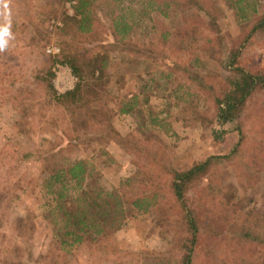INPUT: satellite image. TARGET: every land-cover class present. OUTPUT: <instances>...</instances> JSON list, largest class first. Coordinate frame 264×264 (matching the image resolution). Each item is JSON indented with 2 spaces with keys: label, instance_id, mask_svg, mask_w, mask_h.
<instances>
[{
  "label": "trees",
  "instance_id": "trees-1",
  "mask_svg": "<svg viewBox=\"0 0 264 264\" xmlns=\"http://www.w3.org/2000/svg\"><path fill=\"white\" fill-rule=\"evenodd\" d=\"M27 1L32 16L16 26L29 32L23 45L32 53L50 32L34 20L55 15L62 0ZM66 1L73 11L63 14L59 34L76 39L65 55L79 79L73 89L56 93L44 64L32 78L22 71L20 81L15 69L23 62L0 58V87L16 86L0 104L9 102L17 115L0 146V225L9 223L17 235L33 226L30 212L11 205L26 186L17 172L30 154L22 153L21 137L33 136L40 123L51 137L41 136L28 167L53 203L43 215L51 234L38 262L64 264L82 247L86 264H119L115 255L127 247L116 231L129 215L146 212L167 246L144 251L143 264H264V0L261 8L258 0H141L137 13L111 11L104 29L95 0ZM228 10L234 34L220 23ZM154 15L167 26L141 37L138 20ZM47 87L55 102L45 117L50 100L43 106L34 96ZM114 113L131 114L135 130L119 132ZM168 117L208 128L212 141L231 137L229 146L179 165L162 137ZM111 140L131 154L135 168L108 188L96 159L106 160ZM224 164L235 170V180L222 175ZM251 188H260L261 196L242 198L240 191Z\"/></svg>",
  "mask_w": 264,
  "mask_h": 264
},
{
  "label": "rangeland",
  "instance_id": "rangeland-1",
  "mask_svg": "<svg viewBox=\"0 0 264 264\" xmlns=\"http://www.w3.org/2000/svg\"><path fill=\"white\" fill-rule=\"evenodd\" d=\"M258 1L259 7L261 8L262 6L260 3L262 4L263 0ZM27 2V0H8L7 11L10 12L12 36L8 40L5 50L0 51V58L8 55L11 63H13L15 59L23 62L21 68L19 67V69H15L20 81L22 78V71L25 72L26 77L28 76L32 78L33 69L36 68V70H38L42 64H44L50 66L49 68L52 73L49 74L44 70V75L51 80L56 93L73 89L79 79L73 72L72 65L65 55L71 48H73L72 42H76V39H73L71 35L59 34V27L63 26V14H71L73 11L71 6L72 1L62 0L55 15L48 17L42 15L34 20L37 25L48 29L50 32L47 39L43 38L40 40L39 51L32 53H29L27 47L23 45L28 38L29 32L26 30L28 33L25 32L26 34H22L18 31L19 27L16 26V21H22L28 14L32 16L31 5ZM94 4L100 20V27L104 29L102 23H108L111 11L117 12L119 10H131L134 11V13H137V10L141 6V0H95ZM3 11V9H0V12ZM6 22L7 17L5 15H0V24ZM138 22L141 25L137 26V29L143 38H150L156 35L158 30L167 26L165 20L157 15L152 16L151 19H139ZM220 23L224 30L232 34L237 33L238 27L235 22L234 14L231 11L228 10L225 12L220 19ZM31 31L34 30L32 29ZM61 36H64L63 40H60ZM50 43L57 44L60 48V52L56 56H52L46 52L45 47ZM64 49L66 51H64ZM56 62L66 65L70 69L72 76L74 75L75 80L67 89L61 87L59 79L56 77L55 70L57 67L54 66ZM7 87H9V89L0 87V103L4 98V95H7L9 92H16L15 84H10L8 81ZM37 89L43 94V86H38ZM47 91L48 93H46ZM46 92H44L42 97L39 94L34 96V101L38 100L37 102H41L43 106L45 104L48 105V100H50L48 109L43 111L45 117L49 116V109L52 107L51 104L55 102V99L48 97L51 93L49 87L46 88ZM207 105L209 113L211 114L213 111L212 106L210 104ZM16 116V111L13 106L10 105L9 102L3 100L2 104H0V146L5 141L6 135L10 134L11 122ZM27 116L29 118L32 115L29 113ZM42 120H45L44 116H42ZM169 121L171 124H164L166 129H163L162 137L168 144L167 149L169 150V153L175 157V162L179 165L185 166L193 159L206 153L222 152L229 146L231 137H227L223 142L217 140L212 141L207 130L208 128L185 125L180 119L172 117L169 118ZM111 123L119 132L126 134L135 130L136 119L128 113H114L111 117ZM39 124L40 123H37V130L33 133V136L27 139H22L21 137L20 144L22 153L29 152L30 154H28L29 157L23 160L27 162H22L17 172L23 174L26 186H24L25 191H18V196L11 205L12 211L14 212L20 214L25 213L26 211L30 212L33 218V226L31 228L22 227V230H24L23 233L17 235L15 229L11 227L9 223L0 225V245L3 247L0 251V264H42L37 261V256L40 253L45 252L47 249L51 234V225L49 223V218L43 215L49 208V204L53 202L51 195L41 190L39 185V183L42 182L41 178H37L36 171L34 173L33 170L28 167L29 164L35 160V153L31 152L35 151L39 146L41 136L51 137L50 131L38 129L40 126ZM106 150V160L102 157L99 158L100 160L97 158L96 162L102 165L101 183L108 188H112L113 186L118 185V182L122 177L131 174L135 166L130 161L131 154L126 152V150L116 141L111 140L107 144ZM82 153L84 155H90V150L84 147ZM224 165L225 166L218 168L223 170L222 175L226 176L228 179L232 178V180H235L233 177V172L235 170L229 167L230 164ZM240 193L243 194L242 198H257L256 196L258 194L261 196V189L251 188V190L240 191ZM259 201V199L255 201L257 206L259 205ZM14 212H12V214ZM236 212L237 211H235V213ZM116 234L122 238L123 245L127 247V249L119 250L115 255L119 264H143L145 260L143 259L142 253L144 251L165 250L167 246V244L161 239L159 235L160 233L157 231L149 213L146 212L139 213L135 216L129 215L127 218V224L119 228L116 231ZM78 250L80 256L78 253H73L64 264H86L87 261H89L86 249L81 247ZM7 256L9 261L5 260ZM101 264L115 263L113 259H104Z\"/></svg>",
  "mask_w": 264,
  "mask_h": 264
},
{
  "label": "built area",
  "instance_id": "built-area-1",
  "mask_svg": "<svg viewBox=\"0 0 264 264\" xmlns=\"http://www.w3.org/2000/svg\"><path fill=\"white\" fill-rule=\"evenodd\" d=\"M46 52L51 54L52 56H56L60 52V48L57 44L50 43L46 47ZM57 69L55 70L56 77L59 79L60 85L63 89L69 88L74 79V75L72 76V73L70 69L63 64H59L58 62L55 63Z\"/></svg>",
  "mask_w": 264,
  "mask_h": 264
},
{
  "label": "clouds",
  "instance_id": "clouds-1",
  "mask_svg": "<svg viewBox=\"0 0 264 264\" xmlns=\"http://www.w3.org/2000/svg\"><path fill=\"white\" fill-rule=\"evenodd\" d=\"M0 9H3V12H0V15H5L7 17V22L0 24V51L5 50L8 44V40L11 38V19L10 12L8 9V0H0Z\"/></svg>",
  "mask_w": 264,
  "mask_h": 264
}]
</instances>
